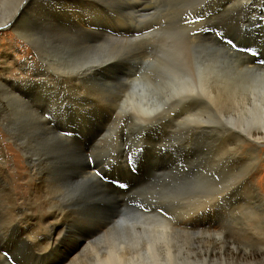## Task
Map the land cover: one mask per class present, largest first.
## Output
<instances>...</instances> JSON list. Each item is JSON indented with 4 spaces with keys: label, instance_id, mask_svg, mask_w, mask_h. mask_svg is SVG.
I'll use <instances>...</instances> for the list:
<instances>
[{
    "label": "bare ground",
    "instance_id": "6f19581e",
    "mask_svg": "<svg viewBox=\"0 0 264 264\" xmlns=\"http://www.w3.org/2000/svg\"><path fill=\"white\" fill-rule=\"evenodd\" d=\"M114 1L113 5L107 7L104 0V3H101L102 0H0V28L11 23L9 29L29 43L39 58V62L28 59L16 62L14 58L10 62H2L9 76L0 77V126L7 124L8 106L15 104L31 113L43 128L59 138L80 140L85 130L95 134L92 135L94 144L88 138L83 139V161L71 173L73 177L95 178L99 174V170L94 169L98 167L91 162V169L86 160L89 149L98 146L103 137L120 125V120L126 114L130 117L131 125L144 131L147 149L142 153L143 169L159 172L172 161L191 160L198 152V143L203 142L204 138H209L205 141L206 145L214 146L212 133L217 131V126H213L202 112V104L206 101L198 100L197 97L208 98L209 104L221 102L224 105L226 101L222 96L213 97L210 88V81L216 79L219 69L197 57L193 48L184 42L163 44L154 54L140 51L136 65H131L130 69L128 60L121 58L120 53L105 51L112 44L137 43L146 37L145 28L132 27L134 21L147 16L143 0ZM12 2L13 6L8 8ZM246 4L251 6L244 7ZM207 7L201 15L203 19L198 33L215 40L229 39L228 33L218 28V14L220 11L234 10L232 14L237 16L239 32L244 33V37H238L237 34L236 46L232 45V48L238 47L255 56H264V0H212ZM250 16L254 17V21L256 19L261 29L250 27ZM40 33H49L55 40L50 41L46 34L42 38ZM37 38L50 44L69 38L70 45L74 44L73 38H76L81 51L75 54L78 56L81 53L82 56L75 68L54 71L47 62H42L44 56L35 46ZM227 47L229 57L239 59L241 63L237 66H243L249 77L246 81L229 83L230 100L226 105L229 107L231 104L230 114L229 109L224 112L217 107L216 115L223 121L222 132L226 133L221 142L243 143L249 140L262 144L264 66L256 65L253 56L236 52L229 44ZM260 59L258 61H263ZM147 62L148 68L145 67ZM14 68L29 71L30 74L26 73L22 77L18 72H13ZM126 68L128 70L125 72ZM117 82V93L113 96L104 95V88L113 87ZM187 100L189 103L186 105ZM177 107L179 111L168 112ZM195 107V112H188ZM186 123L195 125L178 143H172L171 137L175 134L173 128ZM64 132L68 133L63 135ZM4 156L0 146V229L2 226L4 228L1 240L7 239L14 226L21 225L22 233L33 235L31 239L37 238L35 234L41 235L32 244L39 250L46 248L49 243L51 247L53 244L64 245V250L59 252L60 259H56L54 264H82L78 262L80 258H88L86 264H184L185 261L176 257L172 249L171 228L162 222L152 227L143 224L131 226L122 234V238L115 235L120 233L117 231H123V224L127 223L130 212L126 205L119 208L120 202L128 196L129 189L139 183L140 176H129L125 172L127 177L120 180L122 182L119 185L96 193L93 200L80 209H70L66 205L50 208L40 201L43 198L47 203L48 186L51 184L48 179H52V171L46 167L47 160L38 162L27 158V177L29 181L37 183L26 194H18L15 192L16 183L8 173L12 165ZM123 167L127 168V165ZM103 200L108 202L103 203ZM97 215L103 220L97 222ZM103 236L109 241L102 250L94 252L93 248H84ZM19 239L20 236L12 237L11 241H16L17 245ZM21 247L19 244L16 248V256L23 255ZM86 249H91L93 253L82 255ZM0 257L8 264L6 257Z\"/></svg>",
    "mask_w": 264,
    "mask_h": 264
},
{
    "label": "rangeland",
    "instance_id": "374dc122",
    "mask_svg": "<svg viewBox=\"0 0 264 264\" xmlns=\"http://www.w3.org/2000/svg\"><path fill=\"white\" fill-rule=\"evenodd\" d=\"M104 2L102 0L101 3L109 7L116 1L104 0ZM142 2L147 8L145 11L147 16L134 21L132 27L145 28L146 37L137 43L112 44L105 48V51L120 53L121 58L125 57L128 60L130 69L131 65H136L141 55L140 51L146 50L149 54H154L161 45L180 41L188 44L189 48H193V52L197 57H201V60L219 69L216 79L210 81V88L213 97L222 96L226 99L224 105L221 102L209 104L208 98L197 97L198 100L206 101L202 104L205 118H208L213 126H217L218 132L212 133L214 146L206 145L205 141L209 138H204L203 142L198 143V152L191 160L172 161L159 172L143 169L142 153L147 149L144 131L131 125L130 117L126 114L120 120V125L116 126L117 128L101 140L99 139L98 146L89 149L86 160L91 169V162L98 167L94 169H98L99 174L95 178L73 177L71 173L77 170L83 161V139L88 138L94 144L93 133L90 134L85 130L81 139L74 141L65 137L59 138L43 128L31 113L11 104L8 106L7 124L0 126V146L5 154L4 159L12 165L8 173L16 183L15 192L26 194L32 185L37 183L29 181L27 177V158H33L38 162L47 160L46 167L52 171V179H48L51 181L47 192L48 204L43 198L40 201L48 207L51 206L50 208L66 205L70 209H80L84 204L91 202L96 193L119 185L122 182L120 180H125L124 178L127 177L125 172L129 176H140L139 183L129 189L128 196L120 202L119 208L126 205L130 208V212L126 219L127 223L123 224L125 225L123 231H117L120 232L119 234L114 233L117 237L122 238V234L131 226L139 227L143 224L152 227L162 222L171 228L172 249L175 251V256L177 254L176 257L185 261L184 264H264V142L262 144H255L249 140L243 143L221 142L226 133L222 132L223 121L216 115L217 107L224 112L229 109L230 114L231 104L229 107L226 105L230 100L229 83L246 81L249 74L243 66H237L241 63L239 59L238 62L235 57H229L227 54L228 38H220L218 41L198 33V28L202 24L201 19H203L201 15L209 5L208 0H143ZM13 4L14 2L8 8H11ZM232 12L234 10L220 11L217 24L220 30L228 33H226L227 36L236 46L237 34L238 37L241 35L244 37V33L239 32L237 16ZM248 19L250 27L261 29L256 19L254 21V17L250 16ZM10 24L0 28L1 78L9 76L4 71L3 61L10 62L14 58L16 62H22L25 59L39 62L35 49L9 29ZM45 34L50 41L55 40L49 33H40L39 36L43 35L42 38H45ZM251 37L256 39L254 36ZM37 39L38 41L35 40L36 49L37 51L40 49L45 59H42V62H47L50 69L54 68V71L75 68L78 59L82 56L81 53H78V56L75 54L81 51L76 38H73L74 44L71 45L69 38L65 41L56 40L51 44L45 43L40 38ZM31 42H33L32 39ZM251 48L256 51L253 46ZM232 50L253 56L256 65L264 66L261 65V61H258L259 57L264 61V56H255L238 47ZM146 64L145 67L148 68L149 63ZM127 70L126 68L124 71ZM14 71L22 77L26 73L30 74L29 71L15 68ZM219 78L222 81L217 80ZM118 82L113 87L104 88V95H115ZM188 100L185 102L186 105L189 103ZM179 107L169 109L168 112L179 111ZM193 109H189L188 112H195L196 107ZM192 125L194 126L195 123H186L173 128L172 131L175 134L171 137L172 143L175 141L178 143L186 136ZM129 155L138 161L135 172H130L128 168L123 167L126 164L125 157ZM112 178H115L113 182L108 183L107 181ZM104 202L108 200H103ZM95 220L98 222L103 218L97 215ZM3 229L2 226L0 236L3 234ZM105 232L107 233V229ZM35 235L37 238L31 239L33 235L22 233L21 225L14 226L7 239H0V255L6 257L8 264H54L56 259H60L59 252L65 248L64 245L53 244L51 247L49 243L50 245L47 244L46 248L39 250L32 244L34 240L37 242L41 235ZM18 236L21 240L19 239L16 245L14 240L18 238L12 241L11 239ZM218 236L219 239H217ZM108 241V238L103 236L84 248H93L94 252L97 249L102 250ZM19 244L22 246L23 255L16 256L15 252L18 251L16 248ZM89 252L93 253L91 249H86L81 254H89ZM78 262L86 264L88 258H80ZM0 264H6L1 257Z\"/></svg>",
    "mask_w": 264,
    "mask_h": 264
},
{
    "label": "snow or ice",
    "instance_id": "6c2138e0",
    "mask_svg": "<svg viewBox=\"0 0 264 264\" xmlns=\"http://www.w3.org/2000/svg\"><path fill=\"white\" fill-rule=\"evenodd\" d=\"M208 2H209V6L211 5V0H208ZM244 7H250L251 5L250 4H246V5H243ZM199 18V17H198ZM227 43L229 44V46H232L233 45V41L231 40V39H228L227 40ZM261 63V65H264V61H261L260 62ZM125 163H126V165H127V168H128V170L130 171V172H135L136 171V169H137V167H138V161L137 160H135V159H133L132 157H131V155H129V156H127V157H125ZM106 175V174H105ZM115 178H112L111 180H108L107 182L108 183H112L113 182V180H114ZM126 187V186H125ZM209 211H211V210H209ZM0 238H2V237H0ZM63 237H61V239H62ZM220 237L218 236L217 237V239H219Z\"/></svg>",
    "mask_w": 264,
    "mask_h": 264
}]
</instances>
